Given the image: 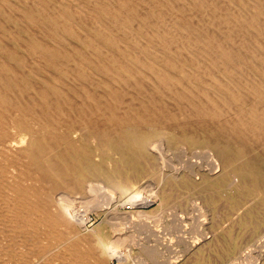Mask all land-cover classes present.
Wrapping results in <instances>:
<instances>
[{
    "label": "bare ground",
    "instance_id": "bare-ground-1",
    "mask_svg": "<svg viewBox=\"0 0 264 264\" xmlns=\"http://www.w3.org/2000/svg\"><path fill=\"white\" fill-rule=\"evenodd\" d=\"M159 144L203 147L206 160L158 173ZM153 172L154 215L109 206L115 220L163 219L190 174L264 208V0H0V264H108L126 240L121 264L153 259L155 242L79 229L72 207L102 205L97 187L118 201Z\"/></svg>",
    "mask_w": 264,
    "mask_h": 264
},
{
    "label": "rangeland",
    "instance_id": "rangeland-1",
    "mask_svg": "<svg viewBox=\"0 0 264 264\" xmlns=\"http://www.w3.org/2000/svg\"><path fill=\"white\" fill-rule=\"evenodd\" d=\"M73 90L75 91L76 88L73 87ZM181 149H183V150H181ZM154 150L156 152L153 151L152 157L148 160L149 161L148 163H149V167L155 169V171L158 173L160 171L159 169H161V166L164 167V168H162V170H165L167 168H168V170H173V169H176V167H178V166H180L179 169L181 170L182 168H185V167H190V166L192 167V166H196V165L199 166V165L203 164V162L206 160V157H205L206 150L203 147H197V146H193V148H192V146L191 147H184V146L175 147V146L168 145V144H159L156 146V148ZM195 159H197V162ZM170 163H172V164H170ZM197 166L195 167L196 169H197ZM156 172H153V174L150 177L143 179V181L140 182L139 185L137 186V191L136 190L127 191L125 194H122L120 196L121 199H119L118 201H115V199L113 198V195L107 189H105L103 187H97L96 188V191H98L100 193H104L105 195L109 196V199L107 201L103 202L102 205L94 204L92 206H88V205L92 204V201L90 199H87V200H86V198H84V199L79 198L78 200L76 199V201H74V203L72 204V207L74 206L73 209L75 208L73 210L75 212V214H77V215L79 214V216H76V219L79 221L78 222V228L84 229V230H90V228L94 229V228L98 227L101 223V224L106 226L105 230L108 233L111 232L110 236H111V238L113 236L112 239L115 238L114 233L120 234V233L124 232V234L128 236L129 232H131V233L133 232L132 234H133V236H135V239L138 238L139 241L144 240L143 242L146 243L147 245L150 244L149 246H151V244H153L155 242L153 244V246L156 244V246H154V247H156V249L158 248V255L157 254L152 255V258L153 257L154 258L150 260L149 259L150 256L146 257V256H144V254H140V255L134 254V259H135L136 264H179V263H184V264H191V263L192 264H247V263L248 264H256V261L258 264L259 260H260V262H259L260 264H262V263L264 264V247H263V245H264V230L262 229V228H264L263 227L264 226V215H262V214H264L263 213L264 208L263 207L260 208L261 205L257 204V201H258L257 199H255V198L252 199V197H250V196L248 197V195H247V198H248L247 199L245 196L246 194L243 193L244 190H239V191L235 190L234 191V189H232L231 185L229 183L227 184L224 181H222L221 184L220 183L218 184V182L215 183V181H212L211 183L209 182L206 184V181L201 179V175L196 177L194 174H190L189 176H191V181H190L189 185H187L190 187V189L186 190L187 186H185V189L178 186V188L175 191L176 194L173 197V198H175L177 196L176 197L177 199L174 203L172 202V200L169 201L167 209L164 212L165 213L164 216L166 217V218L164 217L165 219L163 218L161 220H156V221H154L155 219H153L150 221V224L148 227L143 226L144 228L142 229V226H139V227L137 226L138 230H135V228H133V227H135L136 224L134 226H133V224L124 225L123 221H119V219L115 220V219H117L116 216L114 217L113 213L110 212V209H112L110 207H113V206H116L118 211L124 212L125 216L127 215V213H130L133 216L135 213H138V212H139L138 214L143 213V214H145V215L147 214L149 216L151 214L154 215V213L158 209V202L156 200H153L151 197H149L148 193L150 194V192L152 190L154 191L156 189V176H155ZM167 172H170V171H167ZM174 172H175V170H174ZM199 174H201V173H199ZM193 177H194V180H193ZM262 180L264 181V177ZM263 181L260 184L261 185L260 189L264 188V182ZM196 184H198V185H196ZM192 185L194 187L195 186L198 187V189L192 187L194 189L191 190ZM207 185H209L210 187ZM229 187H231L230 191L233 190L232 193L235 194V196L232 195V197L234 200H237L238 206L243 202L241 204L242 206H240L241 208L234 209L230 203L232 201V199H230V197H228L227 195L224 194V192H225L224 189L229 188ZM135 192H138V194L140 196L138 195L139 197H135L136 196ZM220 192H222V193H220ZM262 192L264 193V189L262 190ZM145 197L152 199L151 202H148V203L143 202L141 199H143ZM131 198L134 201L131 200ZM228 198L230 199L229 201H228ZM249 198H251L253 202L251 201V199L249 200ZM82 199H83V201H82ZM247 201H249V202H247ZM82 202L83 203L87 202L89 204L84 203L85 204L84 205ZM263 202H264V199H263ZM252 203L257 204L255 206H252V207H254L255 210L251 214L247 215L246 207H250V205H252ZM83 205H84V209H83L84 212L81 210ZM77 207H79V208H77ZM96 208H98V209H96ZM107 208H109V210H107ZM78 209H80V211ZM86 209H88V210H86ZM255 211H257V212L255 213ZM130 214L128 216H130ZM244 214H245V216H244ZM257 214H258V216H257ZM215 218H217V219H215ZM254 218H256V219H254ZM180 219H182V220H180ZM210 220H211V222H210ZM213 220H215V222ZM251 220H253V221H251ZM83 221H85V222H83ZM98 221H99V223H98ZM152 221H154V222H152ZM242 221H244V222H242ZM105 222H106V224H105ZM117 224L118 225L122 224V226H120V227L118 226L119 227L118 228ZM253 224H255V225H253ZM203 225H205V226H203ZM255 226L257 227V229ZM128 227H131V228H128ZM87 228H89V229H87ZM113 228L116 231L113 230ZM168 228H170V229H168ZM253 230H255V231H253ZM112 231H113V233H112ZM134 232H136V233H134ZM257 232H259V233H257ZM253 233L256 235H253ZM186 234H188V235H186ZM199 235L200 236L204 235V238L207 237V235H208V240L201 247L195 248V246H196L195 242H198L199 240L194 241V238H196V237L200 238ZM127 236H124V237H127ZM140 238H142L143 240ZM260 240H262V241H260ZM123 242H124L123 245L118 247L119 249L117 248L115 251L110 252V255H112V256H110V255L108 256V257H110V258H108V262H107L108 264H121L122 251L123 250H131L130 249V246H131L130 242L127 240L123 241ZM161 242H163V243H161ZM230 243L231 244L233 243L234 246L231 247ZM250 243H252V244H250ZM260 244H262V245L260 246ZM206 245H207V247H206ZM121 247H122V249H121ZM159 248H161V249L159 250ZM191 254L194 256V258ZM262 254H263V256H262ZM155 256H156V258H155ZM254 256L256 257L255 258L256 260L254 259ZM258 256H260V257H258ZM115 258H117V259H115ZM250 258H253V259H250ZM152 260H154L155 262ZM205 260H207V261H205ZM254 260H255V262H254ZM115 262H117V263H115Z\"/></svg>",
    "mask_w": 264,
    "mask_h": 264
},
{
    "label": "built area",
    "instance_id": "built-area-1",
    "mask_svg": "<svg viewBox=\"0 0 264 264\" xmlns=\"http://www.w3.org/2000/svg\"><path fill=\"white\" fill-rule=\"evenodd\" d=\"M115 263H117V262H115Z\"/></svg>",
    "mask_w": 264,
    "mask_h": 264
}]
</instances>
